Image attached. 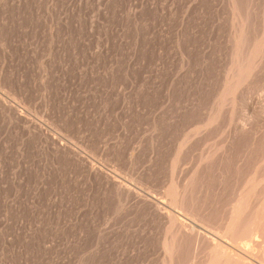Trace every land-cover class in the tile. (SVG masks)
Segmentation results:
<instances>
[{"label":"rangeland","instance_id":"obj_1","mask_svg":"<svg viewBox=\"0 0 264 264\" xmlns=\"http://www.w3.org/2000/svg\"><path fill=\"white\" fill-rule=\"evenodd\" d=\"M263 138L264 0H0V264H264Z\"/></svg>","mask_w":264,"mask_h":264},{"label":"bare ground","instance_id":"obj_2","mask_svg":"<svg viewBox=\"0 0 264 264\" xmlns=\"http://www.w3.org/2000/svg\"><path fill=\"white\" fill-rule=\"evenodd\" d=\"M213 1V0H212ZM256 39V38H255ZM262 39V38H261ZM249 41V40H248ZM252 41V40H251ZM254 41V40H253ZM236 42V41H235ZM247 44V43H246ZM249 45V44H248ZM253 46V45H252ZM241 48V47H240ZM247 49H248V47H247ZM249 49H251L250 47H249ZM256 49H257V47H256ZM245 50V49H244ZM243 50V51H244ZM234 51V50H233ZM232 51V52H233ZM252 51V50H251ZM242 53V52H241ZM228 54V53H227ZM226 54V55H227ZM234 54V53H233ZM228 56V55H227ZM234 56V55H233ZM225 57V56H224ZM235 57V56H234ZM241 57H242V55H241ZM243 58H245V57H243ZM243 58H242V62H243ZM220 61V60H219ZM229 61V60H228ZM231 61V60H230ZM250 61V60H249ZM232 62V61H231ZM245 62H246V60H245ZM241 63V62H240ZM232 64V63H231ZM230 64V65H231ZM234 64V63H233ZM245 64V63H244ZM247 64V63H246ZM245 64V65H246ZM249 64V63H248ZM245 65H244V68H245ZM229 70V69H228ZM231 70V69H230ZM224 74V73H223ZM244 75V74H243ZM242 76V75H241ZM223 77V76H222ZM243 77V76H242ZM245 77V76H244ZM227 78V77H226ZM236 79V78H235ZM239 79V78H238ZM230 80V79H229ZM244 80V79H243ZM243 80H241V81H243ZM236 81V80H235ZM228 82V81H227ZM234 84V83H233ZM238 84V83H237ZM226 88V87H225ZM234 88V87H233ZM227 90V89H226ZM232 91V90H231ZM225 92V91H224ZM226 93V92H225ZM229 93H230V91H229ZM238 94H239V92H238ZM242 94V93H241ZM240 94V95H241ZM195 96V95H194ZM244 96V95H243ZM246 97V96H245ZM244 97V98H245ZM195 98H196V96H195ZM241 102V101H240ZM196 103V102H195ZM228 104V103H227ZM227 104H226V106H227ZM219 107V106H218ZM222 107V106H221ZM230 109V108H229ZM227 110V109H226ZM239 110V109H238ZM222 111V110H221ZM235 111V110H234ZM211 112V111H210ZM237 112V111H236ZM16 113V112H15ZM196 113V112H195ZM210 114V113H209ZM260 114V113H259ZM207 115V114H206ZM247 115V114H246ZM197 116V115H196ZM20 117V116H19ZM223 117V116H222ZM242 117V116H241ZM245 117V116H244ZM243 117V118H244ZM258 117V116H257ZM232 118V117H231ZM256 118V117H255ZM254 118V119H255ZM25 119V118H24ZM196 119V118H195ZM205 119V118H204ZM208 120V119H207ZM228 120V119H227ZM31 121V120H30ZM209 121V120H208ZM236 121V120H235ZM247 121V120H246ZM258 121V120H257ZM224 122H225V120H224ZM238 122V121H237ZM242 122H243V120H242ZM248 122V121H247ZM246 122V123H247ZM201 123V122H200ZM204 123V122H203ZM245 123V122H244ZM199 124V123H198ZM223 124V123H222ZM227 124V123H226ZM229 124V123H228ZM248 124V123H247ZM251 124V123H250ZM201 125V124H200ZM218 125V124H217ZM244 125V124H243ZM261 125V124H260ZM224 126V125H223ZM251 126H252V124H251ZM215 127V126H214ZM236 127V126H235ZM243 127V126H242ZM241 127V128H242ZM217 128V127H216ZM223 128V127H222ZM232 128V127H231ZM246 128V127H245ZM249 128V127H248ZM219 129V128H218ZM217 129V130H218ZM234 130V129H233ZM241 130V129H240ZM244 130V129H243ZM248 130V129H247ZM256 130V129H255ZM201 131H204V130H201ZM212 131V130H211ZM220 131V130H219ZM236 131V130H235ZM200 132V131H199ZM249 132H251V131H249ZM248 132V133H249ZM221 133V132H220ZM223 133V132H222ZM233 133H234V131H233ZM237 133V132H236ZM240 133H242V132H239V135H240ZM247 133V134H248ZM204 134V133H203ZM193 135V134H192ZM198 135V134H197ZM236 135H238V134H236ZM207 136V135H206ZM257 137H259V136H257ZM218 138H220V137H218ZM238 138V137H237ZM246 138V137H245ZM212 139V138H211ZM264 139V138H263ZM196 140V139H195ZM198 140V139H197ZM199 140H201V139H199ZM198 140V141H199ZM226 140V139H225ZM239 140V139H238ZM260 140V139H259ZM234 141V140H233ZM252 141V140H251ZM207 142V141H206ZM210 142V141H209ZM212 142V141H211ZM223 142V141H222ZM225 142V141H224ZM195 143H197V142H195ZM191 144V143H190ZM194 144V143H193ZM234 144V143H233ZM261 144V143H260ZM259 144V145H260ZM237 145V144H236ZM262 145V144H261ZM237 146H239V145H237ZM251 146V145H250ZM191 147V146H190ZM198 147V146H197ZM209 147V146H208ZM231 147V146H230ZM244 147V146H243ZM194 148H195V145H194ZM210 148H211V146H210ZM215 148V147H214ZM235 148H237V147H235ZM248 148V147H247ZM246 148V149H247ZM253 148V147H252ZM199 149V148H198ZM207 149V148H206ZM228 149V148H227ZM234 149V148H233ZM258 149H260V148H258ZM261 149H262V147H261ZM193 150V149H192ZM240 150V149H239ZM190 151V150H189ZM207 151V150H206ZM216 151H217V148H216ZM222 151V150H221ZM243 151V150H242ZM245 151V150H244ZM256 151V150H255ZM215 152V151H214ZM249 152V151H248ZM258 152V151H257ZM262 152H264V151H262ZM203 153H205V152H203ZM218 153V152H217ZM237 153V152H236ZM194 154V153H193ZM202 154V153H201ZM209 154H211L210 152H209ZM233 154V153H232ZM238 154V153H237ZM244 154V153H243ZM249 154V153H248ZM247 154V155H248ZM260 154V153H259ZM263 154V153H262ZM246 155V156H247ZM179 156V155H178ZM226 156V155H225ZM239 156H241V155H239ZM250 156H252V155H250ZM262 156V155H261ZM196 157H197V155H196ZM218 157V156H217ZM236 157V156H235ZM264 157V156H263ZM203 158V157H202ZM205 158H207V157H205ZM260 158V157H259ZM194 159H197V158H194ZM200 159V158H199ZM202 160V159H201ZM215 160V159H214ZM213 160V161H214ZM235 160V159H234ZM233 160V161H234ZM216 161V160H215ZM261 161V160H260ZM203 162V161H202ZM232 162V161H231ZM254 162V161H253ZM257 162V161H256ZM263 162H264V160H263ZM200 163V162H199ZM210 163V162H209ZM214 163V162H213ZM230 163V162H229ZM236 163V162H235ZM204 164V163H203ZM226 164V163H225ZM249 164V163H248ZM263 164V163H262ZM194 165V164H193ZM196 165V164H195ZM207 165H209V164H207ZM206 165V166H207ZM216 165V164H215ZM246 165V164H245ZM204 166V165H203ZM240 166H241V163H240ZM244 166V165H243ZM252 166V165H251ZM260 166H261V164H260ZM264 166V165H263ZM194 167V166H193ZM257 167H258V165H257ZM191 168V167H190ZM222 168H224V167H222ZM262 168V167H261ZM250 169V168H249ZM255 169H258V168H255ZM207 170V169H206ZM225 170V169H224ZM230 170H232V169H230ZM241 170V169H240ZM204 171V170H203ZM226 171V170H225ZM252 171V170H251ZM254 171V170H253ZM260 171H262V170H260ZM259 171V172H260ZM193 172V171H192ZM197 172V171H196ZM195 172V173H196ZM198 172H200V171H198ZM216 172V171H215ZM256 172V171H255ZM264 172V171H263ZM262 172V173H263ZM220 173V172H219ZM224 173V172H223ZM244 173V172H243ZM251 173V172H250ZM258 173V172H257ZM235 174V173H234ZM193 175H194V173H193ZM217 175V177H218V174H216ZM220 175V174H219ZM257 174H255V176H256ZM260 175V177H261V173L259 174ZM258 175V176H259ZM263 175V174H262ZM200 176V175H199ZM204 176V175H203ZM214 176V175H213ZM224 176V175H223ZM222 176V177H223ZM241 176V175H240ZM248 176V175H247ZM255 176H253L254 178H256ZM264 176V175H263ZM212 177V176H211ZM230 177V176H229ZM244 178V177H243ZM252 178V177H251ZM259 178V177H258ZM193 179V178H192ZM198 179V178H197ZM230 179V178H229ZM202 180V179H201ZM212 180V179H211ZM210 180V181H211ZM231 180H233V179H231ZM245 180V179H244ZM249 180V179H248ZM253 180V179H252ZM192 181V180H191ZM204 181H205V178H204ZM250 181V180H249ZM254 181H255V179H254ZM258 181V180H257ZM198 182V181H197ZM205 182H207V181H205ZM227 182V181H226ZM252 182V181H251ZM250 182V183H251ZM208 183V182H207ZM229 183V182H228ZM245 183V182H244ZM254 182H252V184H253ZM195 184V183H194ZM197 184V183H196ZM232 184V183H231ZM192 185V184H191ZM212 185V184H211ZM227 185V184H226ZM240 185V184H239ZM247 186H250V185H248V183L246 184ZM245 185V186H246ZM263 185V184H262ZM229 186V185H228ZM233 186V185H232ZM242 186V185H241ZM243 187L244 189L246 188V187ZM209 187H211V186H209ZM215 187V186H214ZM224 187H225V184H224ZM252 187V186H251ZM240 188V187H239ZM238 188V189H239ZM250 188V187H249ZM127 189V188H126ZM220 189V188H219ZM232 189V188H231ZM258 189V188H257ZM212 190V189H211ZM228 190H229V187H228ZM249 190V189H248ZM254 190V189H253ZM259 190H260V188H259ZM198 191H200V190H198ZM226 191V190H225ZM244 191V190H243ZM243 191H241V192H243ZM262 191V190H261ZM134 192V191H133ZM222 192V191H221ZM246 191H244V193H245ZM250 192V191H249ZM215 193V192H214ZM219 193V192H218ZM231 193V192H230ZM248 193V192H247ZM246 193V194H247ZM251 193H253L252 191H251ZM259 193H261V192H259ZM132 194V193H131ZM257 194V193H256ZM143 195V194H142ZM250 195V194H249ZM253 195V194H252ZM252 195H251V197H252ZM195 196V195H194ZM244 196V195H243ZM242 196V197H243ZM145 197V196H144ZM200 197H202V196H200ZM227 197H228V194H227ZM231 197V196H230ZM237 197V196H236ZM241 197V196H240ZM194 198V197H193ZM204 198V197H203ZM239 198V197H238ZM248 198V197H247ZM250 198V197H249ZM248 198V199H249ZM259 198V197H258ZM258 198H256V199H258ZM242 199V198H241ZM244 199H245V197H244ZM261 198H259V200H260ZM191 200V199H190ZM231 200V199H230ZM197 201V200H196ZM238 201V200H237ZM245 201H246V199H245ZM231 202V201H230ZM257 202H259V201H257ZM242 203H243V201H242ZM246 203V202H245ZM244 203V204H245ZM255 203H256V201H255ZM228 204V203H227ZM239 203L237 202L236 203V205H238ZM248 204V203H247ZM254 204V203H253ZM257 204V203H256ZM158 205V204H157ZM229 205V204H228ZM242 204L240 203V205H239V207L241 206ZM246 205V204H245ZM168 206V205H167ZM179 206V205H178ZM191 206V205H190ZM203 206V205H202ZM206 206V205H205ZM226 206V205H225ZM242 206H244V205H242ZM159 207V206H158ZM157 207V208H158ZM171 207V206H170ZM228 207V206H227ZM237 208H238V206H236ZM236 207H235V210L237 211L238 209H236ZM224 208V207H223ZM231 208V207H230ZM163 209V208H162ZM182 209V208H181ZM195 209V208H194ZM203 209V208H202ZM242 209V208H241ZM199 210H201V209H199ZM232 210H234V206H233V209ZM157 211V210H156ZM188 212V211H187ZM192 212V211H191ZM209 212V211H208ZM212 212V211H211ZM231 212V211H230ZM235 212V211H234ZM239 211H237V213H238ZM245 213V212H244ZM247 213H249V212H247ZM166 214H168V213H166ZM228 214H229V212H228ZM236 214V213H235ZM234 214V215H235ZM242 214H243V212H242ZM254 214V213H253ZM253 214H252V217H253ZM262 214V213H261ZM263 214H264V212H263ZM164 215V214H163ZM231 215H233V212H232V214ZM246 215V214H245ZM258 215V214H257ZM213 216V215H212ZM220 216V215H219ZM235 216H237V214L235 215ZM239 216V215H238ZM249 216V215H248ZM247 216V217H248ZM258 216H260V214L258 215ZM257 216V217H258ZM168 217V216H167ZM166 217V218H167ZM170 217V216H169ZM191 217V216H190ZM189 217V218H190ZM195 217V216H194ZM198 217H201V216H198ZM224 217V216H223ZM232 217V219H234L233 217L234 216H231ZM244 217V216H243ZM246 217V216H245ZM171 218L173 219V217H172V215H171ZM202 218V217H201ZM217 218H218V216H217ZM238 218V217H237ZM254 218V217H253ZM162 219V218H161ZM172 219H170L169 221H172V222H169V223H173V220ZM194 219V218H193ZM210 219H211V217H210ZM227 219V218H226ZM236 219V218H235ZM264 219V218H263ZM190 220V219H189ZM200 220V219H199ZM229 220V219H228ZM259 221H260V219H258ZM231 221V220H230ZM251 221V220H250ZM175 222V221H174ZM225 222V221H224ZM217 223V222H216ZM249 222H247V224H248ZM252 223H254V221L252 222ZM258 223H260V222H258ZM222 224H224V223H222ZM230 224H231V222H230ZM184 225V224H183ZM216 225V224H215ZM228 225H229V223H228ZM235 225V224H234ZM238 225V224H237ZM256 225V224H255ZM263 225H264V223H263ZM245 226H246V224L244 225V228H245ZM181 227V226H180ZM197 227H198V224H196V222H194L193 221V225H184L183 226V232H185V234H193V235H195V233H197V239L198 240H202V242H206V241H208V243L211 245V248H213V249H215V250H218L220 253H222L224 256H226V259H225V261H223L224 263L223 264H253V262L252 261H255L254 260V257L256 256V253L255 252H253V250H251L252 248V246L251 247H247L246 246V248L245 247H238V248H234L233 250H235V252H229L228 250H227V248L228 247H226L223 243H226L222 238H220L217 234H213V237L214 238H212L211 239V237H208V236H206V235H204L200 230L198 231L197 230ZM208 227V226H207ZM210 227V226H209ZM222 227V226H221ZM220 227V228H221ZM225 227H226V225H225ZM228 227V226H227ZM226 227V228H227ZM231 227V226H230ZM233 227V226H232ZM231 227V228H232ZM236 227H238V226H236ZM249 227V226H248ZM247 227V228H248ZM213 228V227H212ZM223 228V227H222ZM229 228V227H228ZM234 228H235V226H234ZM240 228V227H239ZM243 228V229H244ZM215 229V228H214ZM225 229V228H224ZM251 229V228H250ZM179 230H180V228H179ZM227 230V229H226ZM245 230V229H244ZM243 230V231H244ZM248 230H249V228H248ZM181 231V230H180ZM215 231H218V230H215ZM214 231V232H215ZM232 231V230H231ZM242 231V232H243ZM223 232H224V230H223ZM242 232H240V230H239V233H242ZM217 233V232H216ZM227 233V232H226ZM245 233V232H244ZM247 233H249L248 234V238H247V240L249 241V242H251V243H253V245L254 246H256V247H258L259 248V250H260V252H258V253H260V255L261 256H259V257H261V259H264V227L263 226H261V225H259L258 226V224L256 225V227H254L253 229H251V231L249 232H247ZM212 234V233H211ZM220 234V233H219ZM238 234V233H237ZM222 235V234H221ZM241 235H243V233L241 234ZM192 236V235H191ZM222 236H225V234L224 235H222ZM221 236V237H222ZM227 236V235H226ZM225 236V237H226ZM240 236V235H239ZM229 237H230V235H229ZM245 237V236H244ZM196 238V237H195ZM260 238H263V240H262V242H261V240H260ZM232 239V238H231ZM237 239V238H236ZM242 240V239H241ZM230 241V240H229ZM232 241V240H231ZM237 241V240H236ZM235 241V242H236ZM201 242V243H202ZM207 243V244H208ZM237 243V242H236ZM198 244V243H197ZM206 244V243H205ZM208 244V245H209ZM227 244V243H226ZM228 245V244H227ZM197 246V245H196ZM201 247V246H200ZM230 247V246H229ZM199 248V247H198ZM254 248V247H253ZM199 250H200V248H199ZM256 250V249H255ZM254 250V251H255ZM255 253V254H254ZM219 253H217V255H218ZM219 256V255H218ZM259 257H258V259H259ZM212 261V260H211ZM220 261V260H219ZM263 262V261H262ZM219 262H217V264H218ZM220 264H222V263H220Z\"/></svg>","mask_w":264,"mask_h":264}]
</instances>
